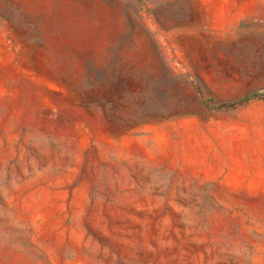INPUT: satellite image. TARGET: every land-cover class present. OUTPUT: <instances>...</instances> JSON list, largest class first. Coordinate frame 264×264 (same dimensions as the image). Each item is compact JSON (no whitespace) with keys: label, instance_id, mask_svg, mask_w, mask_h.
Returning <instances> with one entry per match:
<instances>
[{"label":"rangeland","instance_id":"rangeland-1","mask_svg":"<svg viewBox=\"0 0 264 264\" xmlns=\"http://www.w3.org/2000/svg\"><path fill=\"white\" fill-rule=\"evenodd\" d=\"M0 264H264V0H0Z\"/></svg>","mask_w":264,"mask_h":264},{"label":"trees","instance_id":"trees-1","mask_svg":"<svg viewBox=\"0 0 264 264\" xmlns=\"http://www.w3.org/2000/svg\"><path fill=\"white\" fill-rule=\"evenodd\" d=\"M250 98H251L250 96H246L245 98L242 99V101H247Z\"/></svg>","mask_w":264,"mask_h":264}]
</instances>
